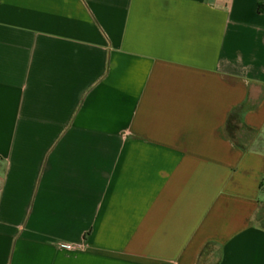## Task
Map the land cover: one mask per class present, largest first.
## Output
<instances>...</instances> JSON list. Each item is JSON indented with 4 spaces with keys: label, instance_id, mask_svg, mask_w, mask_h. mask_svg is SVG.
Here are the masks:
<instances>
[{
    "label": "crops",
    "instance_id": "obj_1",
    "mask_svg": "<svg viewBox=\"0 0 264 264\" xmlns=\"http://www.w3.org/2000/svg\"><path fill=\"white\" fill-rule=\"evenodd\" d=\"M0 178V264H264V0H0Z\"/></svg>",
    "mask_w": 264,
    "mask_h": 264
},
{
    "label": "trees",
    "instance_id": "obj_2",
    "mask_svg": "<svg viewBox=\"0 0 264 264\" xmlns=\"http://www.w3.org/2000/svg\"><path fill=\"white\" fill-rule=\"evenodd\" d=\"M248 110H249V107H247L246 105H243L242 107L236 108L235 110H233V112L230 115L229 120H228V132H229L231 138L237 144H238V142L236 141V138L233 136V132L239 131L240 128H242L244 115L246 114V112ZM259 220L260 219L258 217V221ZM261 225H262V227H264V224H261Z\"/></svg>",
    "mask_w": 264,
    "mask_h": 264
},
{
    "label": "rangeland",
    "instance_id": "obj_3",
    "mask_svg": "<svg viewBox=\"0 0 264 264\" xmlns=\"http://www.w3.org/2000/svg\"><path fill=\"white\" fill-rule=\"evenodd\" d=\"M240 129H242V128H240ZM238 132L239 131H234L233 132V136L236 138V141L238 143L239 142H245V139H246L247 136L244 135L242 138H237L238 137ZM259 219H260L259 223L260 224H264V207H263V209L261 211V214L259 215ZM214 249L216 250V248H214V247H207V249L204 251L203 256H202V260H201L202 264H205V263L208 262V257L213 251H215Z\"/></svg>",
    "mask_w": 264,
    "mask_h": 264
},
{
    "label": "built area",
    "instance_id": "obj_4",
    "mask_svg": "<svg viewBox=\"0 0 264 264\" xmlns=\"http://www.w3.org/2000/svg\"><path fill=\"white\" fill-rule=\"evenodd\" d=\"M3 182H4V180L0 178V184H2Z\"/></svg>",
    "mask_w": 264,
    "mask_h": 264
}]
</instances>
